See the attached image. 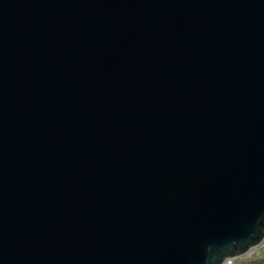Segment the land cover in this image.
Wrapping results in <instances>:
<instances>
[{
    "label": "water",
    "instance_id": "obj_1",
    "mask_svg": "<svg viewBox=\"0 0 264 264\" xmlns=\"http://www.w3.org/2000/svg\"><path fill=\"white\" fill-rule=\"evenodd\" d=\"M263 243L264 0H0V264Z\"/></svg>",
    "mask_w": 264,
    "mask_h": 264
},
{
    "label": "rangeland",
    "instance_id": "obj_2",
    "mask_svg": "<svg viewBox=\"0 0 264 264\" xmlns=\"http://www.w3.org/2000/svg\"><path fill=\"white\" fill-rule=\"evenodd\" d=\"M233 264H264V243L253 253Z\"/></svg>",
    "mask_w": 264,
    "mask_h": 264
}]
</instances>
